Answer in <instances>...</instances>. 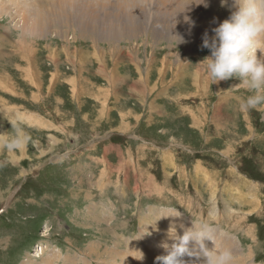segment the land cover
<instances>
[{
    "label": "rangeland",
    "instance_id": "rangeland-1",
    "mask_svg": "<svg viewBox=\"0 0 264 264\" xmlns=\"http://www.w3.org/2000/svg\"><path fill=\"white\" fill-rule=\"evenodd\" d=\"M201 2L0 0V264L75 263L67 248L156 264L172 212L209 226L233 264H264V109L241 110L252 93L198 66L234 10ZM128 233L135 260L109 250Z\"/></svg>",
    "mask_w": 264,
    "mask_h": 264
},
{
    "label": "clouds",
    "instance_id": "clouds-1",
    "mask_svg": "<svg viewBox=\"0 0 264 264\" xmlns=\"http://www.w3.org/2000/svg\"><path fill=\"white\" fill-rule=\"evenodd\" d=\"M201 4L208 7L207 0H202ZM228 6L229 0H221V7ZM231 7L234 10L230 16L211 30L214 35L210 36L207 31L204 33L202 48L208 49L210 56L198 66H204L203 70L212 84L236 79L240 83L233 88H245L252 93L241 101V110L264 109V60L256 55L260 50L257 45L264 38V0H232ZM18 143L14 139L7 147L14 148ZM179 227L183 229V235L177 234L175 223L170 225L168 234L171 243L161 244L167 254L156 257V264H233L232 251L217 249L213 230L209 226L197 227L194 223L193 228H185L183 224ZM205 240L213 241L215 247L209 250ZM193 242L199 251L190 249ZM186 256L195 259L185 260Z\"/></svg>",
    "mask_w": 264,
    "mask_h": 264
},
{
    "label": "crops",
    "instance_id": "crops-1",
    "mask_svg": "<svg viewBox=\"0 0 264 264\" xmlns=\"http://www.w3.org/2000/svg\"><path fill=\"white\" fill-rule=\"evenodd\" d=\"M100 91V90H99ZM140 109H141V106H140ZM137 111H138V109H137ZM149 112V111H148ZM139 113H141V112H137L136 114H139ZM150 113V112H149ZM135 114V115H136ZM123 115H126V113L125 114H123ZM137 116V115H136ZM140 117H138L137 116V118H136V120L137 121H140ZM125 125H122V127H124ZM137 126H139V125H137ZM120 127V126H119ZM141 170V169H140ZM136 172H138V170L136 169L135 170V173ZM156 196L158 197V198H161V199H166L164 196H161V195H159V194H156ZM123 200V199H122ZM162 200V201H163ZM124 201V203L125 204H127V205H129L130 204V202L129 201H127V200H123ZM113 202H118L117 201V199L116 198H114V197H112L110 200H109V205H111V206H113ZM162 203V202H161ZM162 205V204H161ZM172 207H173V209H175L176 207H178V202H177V200H176V202L175 203H173V205H172ZM165 209V208H164ZM173 209H170V210H173ZM156 214V218L158 217V215H161V216H163V218H165L164 217V215H163V213H161V212H159V211H151V215H150V219L151 220H153V218H154V215ZM172 214V218L170 217V219H171V222H172V224L173 223H175L176 224V226H177V234H178V232H180L181 233V235H183V229H181L180 227H179V225L180 224H183L184 225V227L185 228H193V224L192 223H189L187 226L185 225V220H184V217L183 216H179V217H174V216H178L177 214L175 215L174 214V212H172L171 213ZM102 215H104L105 217H107L108 219H111L112 220V218L110 217V215H107V214H102ZM202 219V218H201ZM89 220V222H90V220L91 219H88ZM158 220H159V218H158ZM93 223H95V221H93V220H91ZM171 224V225H172ZM158 226V225H157ZM157 226H155V227H157ZM163 228H166V223H164L163 224ZM160 231V230H159ZM156 232H157V230H155V232H154V235L155 236H157V237H160V238H164V232L163 233H159V235L158 234H156ZM233 231H231L229 228L227 229V230H223V232L222 233H219V235H218V237H219V240L220 241H223L224 243H227L228 244V241H229V237H233ZM117 234V232L115 233V235ZM129 235V233L127 234V235H124L122 238H121V241H119L118 243H117V245L118 246H121V247H126V248H119V247H116V246H114V247H112V248H110L109 250L110 251H112V252H114L115 253V255H119L120 257H122V254L124 255V256H126V257H128V258H130V259H133V260H135L134 259V257L135 256H137V255H143V254H141L142 252H140V250L139 249H137V250H135V249H132V243H131V241H130V239L128 240V238H127V236ZM145 235V233H141L140 234V236L139 237H141L142 239L145 237L144 236ZM114 236V235H113ZM166 237V236H165ZM234 238V237H233ZM121 243V244H120ZM142 243V242H141ZM156 245L157 246H161L157 241H156ZM68 250V251H67ZM67 250L65 251L64 249L61 251V253L59 254V260H61V259H63V262H64V257H66V256H69V255H71L72 253V251H73V254H74V259H75V263L76 264H96V263H94V262H90L89 261V259H88V257L84 254V252H83V250L82 249H75V250H71V249H69V248H67ZM98 253V250L97 251H95V252H93V250L91 251H89V254H88V256L90 257V258H94V259H96V258H102V256H99V255H97V253ZM133 254H132V253ZM93 253V254H92ZM163 253H164V250H163ZM238 254H241V253H238ZM100 255H102V254H100ZM161 255H163V254H161ZM80 257V258H79ZM82 257H87V258H82ZM187 257V256H186ZM106 259V258H105ZM121 261V260H123V258L122 259H119V258H117V260L116 261ZM102 260L101 259H99V264H101L102 262H101ZM101 262V263H100ZM126 262L127 263H129L128 261H127V259H126ZM75 263H68V264H75ZM53 264H56V262H54ZM118 264V263H117Z\"/></svg>",
    "mask_w": 264,
    "mask_h": 264
},
{
    "label": "built area",
    "instance_id": "built-area-1",
    "mask_svg": "<svg viewBox=\"0 0 264 264\" xmlns=\"http://www.w3.org/2000/svg\"><path fill=\"white\" fill-rule=\"evenodd\" d=\"M37 249H38V246H36V248H34L33 251L34 252L36 251L35 253H38L41 256L43 254V251L45 250V248H44V250L40 248L38 251H37Z\"/></svg>",
    "mask_w": 264,
    "mask_h": 264
},
{
    "label": "bare ground",
    "instance_id": "bare-ground-1",
    "mask_svg": "<svg viewBox=\"0 0 264 264\" xmlns=\"http://www.w3.org/2000/svg\"><path fill=\"white\" fill-rule=\"evenodd\" d=\"M114 77H116L115 75H113ZM198 78V77H197ZM199 81H201V80H199ZM202 84V83H201ZM203 85V84H202ZM224 102V101H223ZM153 105V104H152ZM218 108H220V106L218 107ZM153 112V111H152ZM216 116V118L217 119H219L218 117H222L221 115H219V114H217V115H215ZM201 121V120H200ZM220 121V120H219ZM198 125V124H197ZM194 126V125H193ZM33 254V253H32ZM33 263V262H32Z\"/></svg>",
    "mask_w": 264,
    "mask_h": 264
}]
</instances>
